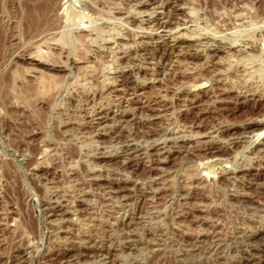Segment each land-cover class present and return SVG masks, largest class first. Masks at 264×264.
<instances>
[{
	"label": "rangeland",
	"instance_id": "1",
	"mask_svg": "<svg viewBox=\"0 0 264 264\" xmlns=\"http://www.w3.org/2000/svg\"><path fill=\"white\" fill-rule=\"evenodd\" d=\"M0 264H264V0H0Z\"/></svg>",
	"mask_w": 264,
	"mask_h": 264
},
{
	"label": "bare ground",
	"instance_id": "2",
	"mask_svg": "<svg viewBox=\"0 0 264 264\" xmlns=\"http://www.w3.org/2000/svg\"><path fill=\"white\" fill-rule=\"evenodd\" d=\"M41 50V49H40ZM39 53V52H38Z\"/></svg>",
	"mask_w": 264,
	"mask_h": 264
}]
</instances>
